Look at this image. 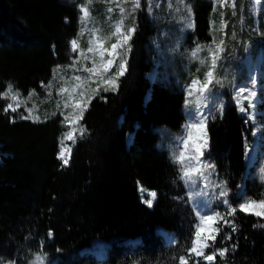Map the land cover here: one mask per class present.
I'll return each mask as SVG.
<instances>
[{"label": "trees", "instance_id": "16d2710c", "mask_svg": "<svg viewBox=\"0 0 264 264\" xmlns=\"http://www.w3.org/2000/svg\"><path fill=\"white\" fill-rule=\"evenodd\" d=\"M190 2L194 17L190 34L207 41L212 3ZM236 5L241 24L252 20L249 0H236ZM145 13L144 9L135 13L127 71L119 77L118 87L96 94L87 104L79 121L85 131L71 144L68 166L62 167L57 159L64 132L61 117L36 123L22 120L11 112L5 114L8 99H0V257L4 261L28 264L40 252L49 264H179V255L187 256L198 219L179 166L157 146L156 132L161 126L179 131L186 119L184 93L175 85L148 80L156 24ZM79 15L76 5L64 0H0V92L8 82L21 95L39 90L55 66L69 63ZM244 36L238 25L237 53L242 52ZM224 103L222 114L207 121L209 140L203 157L215 165L218 179L227 181L232 206L239 204L238 193L264 199V183L244 168L250 125L231 96ZM139 187L157 193L152 207L139 199ZM228 220L234 221L237 231L222 223L215 245L205 254L227 247L225 258L217 256L215 264H264V227L260 226L264 218L237 211ZM157 227L172 233L175 242L167 245ZM228 235L231 240L224 239ZM93 239L108 244L104 260L86 251ZM130 240L137 242L127 243ZM196 259L192 257L189 264Z\"/></svg>", "mask_w": 264, "mask_h": 264}, {"label": "rangeland", "instance_id": "374dc122", "mask_svg": "<svg viewBox=\"0 0 264 264\" xmlns=\"http://www.w3.org/2000/svg\"><path fill=\"white\" fill-rule=\"evenodd\" d=\"M70 4H75L80 12V6H87L89 8L90 17L87 24H84L80 20V27L78 34L81 29H84V35L79 36L77 34L76 39H78L79 48L76 52H73L71 60L65 65H59L60 70L54 74V70L57 68L55 66L51 71L52 75L48 83H43V85H48L51 82V88L40 86L39 90H35L31 98H28V94L21 95V99L25 102L21 104L16 114L28 115L26 108L33 109L34 115L39 117V121H44L52 116H59L63 121V115L73 112V109L69 107L65 109L63 107L65 100L68 99V93L62 95H57V90L60 87H67L69 91L72 90L74 85L77 83L73 79L75 76H80L82 78H87L88 73L83 71L84 67H91L92 60L96 59L99 63L98 48L96 41H93V48L95 51L89 53L87 52L88 41L92 39V30H97L96 34L98 37L104 38L105 46L110 48L112 43H115L117 37L111 36V32L114 31L115 23L121 18L119 8L116 4L120 0H64ZM212 3V10L210 16V39L207 41H200L191 36V32L194 31V17L193 8L190 0H184V4L179 3V0H141V7L135 11L145 10V14L148 15L150 19L155 22V33L150 39L153 49V54L151 58L152 68L149 73H147L148 80L151 83L155 81L161 84L175 85L181 89L180 91L184 93V99L187 96V86L191 81L195 79L203 80L204 73L209 70L211 65V52H216L219 57L216 63L215 78L225 81L223 87L217 85L215 87V92L217 93L214 100L209 101L208 107L202 109L205 114H209V108L211 109L210 117L221 114L218 109L221 104L224 106V102L227 101L228 96H231L233 103L236 104L234 100L235 88L236 86L247 85L251 87V78H255L257 81V97L255 98L256 107L255 109L249 108L246 112H240L236 104L237 110L240 116H243L246 122L250 125L251 129V139L246 143L245 153L248 152L249 157L245 155V169L246 174L250 176L257 177L258 181L264 183L261 179V169L264 168V0H249V12L252 16V20L241 24L238 17V10L236 5V0H226V4L221 6L220 0H209ZM171 4V7L169 5ZM151 5V10L149 6ZM157 5H159L157 7ZM191 7V15L189 16L187 11V6ZM235 5V7H233ZM123 6L130 12L131 11V0H123ZM112 7L114 11L110 14L107 9ZM134 19L136 21V14ZM81 16V13L79 17ZM132 16H129L125 20V26L131 25ZM240 22V23H239ZM188 24H192V27H188ZM225 26L222 27L221 25ZM238 25L245 33V43L241 53H237V42L239 40L238 36ZM136 27V24H135ZM134 34V33H133ZM133 36V35H132ZM223 41V44H221ZM130 46V41L128 42ZM200 47V51L196 58H194L191 53L193 50ZM81 52L88 57L87 60L81 55ZM126 52V59L129 53L128 48L121 50V56L117 57L116 62L110 69L107 76L111 77L118 70V63L121 58H123V53ZM105 58H107L105 56ZM73 60L78 62L74 67H69L72 65ZM205 63H201V61ZM95 79V78H94ZM85 86L83 89H78L85 92V97H79L77 93H73V98L77 100H86L87 96H95L96 94H101L106 92L104 84H100L97 88V83L91 81H84ZM118 83V81H117ZM96 89V91H93ZM108 91H111L108 90ZM51 93V95H49ZM149 93H147V96ZM195 95L193 96V99ZM90 100L87 101V104ZM10 101L8 100V103ZM245 107H247V101L244 102ZM59 105V107H58ZM78 109L76 113L78 114ZM195 113V106L192 109H186L185 100L183 103V113L185 115V121L182 124L179 131L176 133L170 132L164 126L157 127L156 132L159 134V142L157 146L164 148L168 151L170 158H172L173 152L177 148V141L179 138L186 136L185 126L193 122L197 117L195 115H189V112ZM11 112V111H10ZM56 113L53 115V113ZM12 113V112H11ZM253 116V119H249V116ZM32 121L31 119H29ZM79 128L80 125L78 124ZM68 128L64 125V132ZM253 133H256L253 135ZM199 132L193 130L192 139L189 142V149L186 155L192 153V145L197 140ZM80 134L76 133V138ZM130 138V135L127 137ZM71 147V142H66ZM182 147V146H181ZM208 147L205 149L204 153L207 151ZM178 155V152H177ZM203 160L204 157L202 158ZM205 161L210 162L208 159ZM62 163V162H61ZM179 166L180 164L176 163ZM180 171V170H179ZM181 172V171H180ZM189 201L194 207H202L205 212L218 211L226 216V207L221 202V200L209 199L213 193L212 184L206 188L205 184L209 181L213 183H219L221 180L218 179L216 171L211 173L208 181L197 180L196 184L189 185L184 180ZM140 189V187H139ZM150 191V190H149ZM216 192L219 190L216 189ZM207 192L208 195L205 196L204 193ZM144 199H148L147 192L143 194ZM139 199H141V192L139 190ZM246 199L247 197H243ZM207 202V203H206ZM241 200L239 201V203ZM144 203V202H143ZM145 204V203H144ZM147 206V204H145ZM194 210V209H193ZM255 211H260L259 208H255ZM196 213V212H195ZM197 216V215H196ZM228 219V217H226ZM264 218V217H262ZM198 219V217H197ZM199 223V219L197 224ZM225 224L224 221H219L214 224L213 227L219 228L221 224ZM208 232V227L204 226L202 228V235H206ZM172 233H167L164 241L167 245L170 243V238H174ZM92 245L89 250L96 254L97 256H102L100 260L105 259V252L107 243L93 239ZM137 242L136 240L127 241V243ZM84 251V250H83ZM88 251V250H86ZM8 261L3 260V264H7ZM46 264H49L46 261ZM53 264V263H51Z\"/></svg>", "mask_w": 264, "mask_h": 264}, {"label": "snow or ice", "instance_id": "6c2138e0", "mask_svg": "<svg viewBox=\"0 0 264 264\" xmlns=\"http://www.w3.org/2000/svg\"><path fill=\"white\" fill-rule=\"evenodd\" d=\"M110 2V0H109ZM259 2V0H257ZM88 3H91V0H88ZM179 3L184 4V0H179ZM221 6L226 4V0H220ZM159 5H157L158 7ZM116 7L119 8V12L121 14V18L115 23L114 31L111 32V36L117 37L115 43L111 44V47L108 48L105 46L104 38L98 37L96 34L97 30H92L91 36L92 39L88 41V48L87 52L91 53L96 49L93 48V41H96L97 48H98V56H99V63H97L96 59L92 60L91 67H84L83 71L88 73L87 78H82L80 76H75L73 79L77 81L71 91L67 87H60L57 90V95H62L64 93H68V99L65 100L63 107L68 109L71 107L73 109L72 113L64 114L63 112V121L62 124L66 125L68 130L62 133V136L59 139V152L57 153V159L62 162V167H66L69 164L70 156H71V147L66 142H71L75 144L76 142V133L78 132L81 136L84 134L85 129L82 127H77L79 121L83 118V113L87 108V101L91 100V96H87L86 100H77L73 98V93H77L78 89H83L85 86L84 81H91L93 83H97V88L100 84H104L106 87L104 88L105 91L108 90H116L118 87L117 81L119 77L123 76L127 71V59H126V52L123 53V58L119 60L118 63V70L117 72L112 75L111 77L107 76L110 69L113 67L114 63L117 60V57L121 56V50L124 48H128L130 51V46L128 45L129 40L131 39L133 33L135 32V19L134 13L137 9L141 7V0H131V11L129 12L125 6H123V0H120L116 4ZM171 7V4L169 5ZM235 7V5H233ZM151 10V5L149 6ZM114 9L109 7L107 9L108 13H112ZM187 11L189 16L191 15V7L190 5L187 6ZM80 20L82 23L87 24L90 17L89 8L87 6H80ZM132 16L131 25L125 26V20ZM67 21V18H66ZM192 24H188V27H192ZM222 27L225 25L222 24ZM79 36L84 35V29L82 28ZM223 44V41H221ZM71 50L72 52H76L79 48L78 39L74 38L70 41ZM200 47L198 46L197 49L193 50L191 55L196 58L198 52L200 51ZM81 55L84 56V59L87 60L88 57L81 52ZM105 56L107 58H105ZM211 65L209 70L204 73V79H193L191 83L187 86V96L185 98V107L186 109H192V106H195V113L189 112V115H195L197 119L193 122L188 123L185 126L186 136L181 137L177 141V148L172 154V160L174 163L180 164V171H181V179L184 180L187 184L193 185L196 184L197 180H205L208 181L209 176L211 173L215 172V165L211 162L203 160L204 151L208 147V140H207V131H206V124L208 119L210 118L211 109L209 108V114H205L202 109L207 108L209 101L214 100L216 98L217 93L215 92V87L217 85L223 87L225 81L219 80L215 78V69L216 63L218 60V56L216 52H211ZM78 61L73 60L72 65L69 67H74ZM201 63H205V61H201ZM60 70V66L58 65L57 68L54 70V74ZM95 78V79H94ZM251 87L249 88L247 85L243 86H236L235 88V95L234 100L239 108L240 112H246L249 108L255 109L256 103L255 98L257 97V81L255 78H251ZM44 87L51 88V82L48 85H43ZM35 90H31L28 93V98L30 99L31 96L34 94ZM96 91V89H93ZM79 97H85V92L80 90L78 93ZM51 95V93H49ZM195 98L193 99V96ZM8 99L10 102L3 108V112L8 114L10 111L12 113H17V110L25 101L21 99V93L19 89L14 90V85L11 82L7 83L6 89L3 92H0V99ZM247 101V107H245L244 102ZM59 107V105H58ZM33 108H26L28 115L19 114V118L22 120H29L31 119L33 123L40 122L39 117L34 115ZM78 114L76 113V110ZM218 111L222 114L223 112V105L221 104ZM56 113L54 112L53 115ZM214 118V117H212ZM253 116H249V119H253ZM11 123H15V118H10ZM193 130L200 132V136L197 137V142L192 145V153L186 155L189 149V142L192 139ZM256 133H253L255 135ZM182 146V147H181ZM178 152V155H177ZM246 157L253 159L249 156V153H245ZM261 179L264 180V168L261 169ZM139 185V181L137 182ZM209 184H212L213 187V195L209 197V199H216L221 200V202L226 207V216L218 211L213 212H205L202 207H194V211L199 219V223L195 225V231L193 233V238L191 240V246L187 248V256L184 254L179 255V264H189V260L192 257L197 258L193 264H200L199 258H202L204 261L208 262V264H215L216 257L219 256L221 259H224L226 253L229 251L227 247L216 249L214 252L210 254H205V249L211 248L215 245L217 235L220 232L219 228L213 227L214 224L218 223L219 221H224L225 224L232 225V232L234 233L237 231L235 227L234 221L228 220L226 217H234L237 211L245 214L255 215L257 217H264V199L256 200L252 198L244 199L242 197V193H238L236 199H240L241 202L236 205L232 206V203L229 199V192L230 189L228 188L227 181H220L219 183H213L209 181V183L205 184L207 188ZM218 189L219 191L216 192L215 190ZM141 192V199L148 207H152L153 201L156 199L157 193L155 191H149L143 187H140ZM147 192L148 199H144L143 194ZM205 196L208 195L207 192L204 193ZM207 203V202H206ZM255 208H259L260 211H255ZM204 226L208 227V232L206 235H202V228ZM264 227V225H260ZM48 236H52V232L49 231ZM224 239L231 240L232 236L228 235L224 237ZM174 242V238H170V243ZM211 242V243H209ZM235 248V246H233ZM59 251V250H58ZM0 264H3V258L0 257ZM7 264H17L15 260H9ZM28 264H46V257L42 252L36 253L34 259L28 261Z\"/></svg>", "mask_w": 264, "mask_h": 264}, {"label": "bare ground", "instance_id": "6f19581e", "mask_svg": "<svg viewBox=\"0 0 264 264\" xmlns=\"http://www.w3.org/2000/svg\"><path fill=\"white\" fill-rule=\"evenodd\" d=\"M204 113H205V111H203ZM201 134H200V132H199V134H198V137L200 136ZM207 140H208V138H207ZM197 142V140L194 142V143H196ZM193 143V144H194ZM156 232H157V234H160L161 235V238H163V237H165L166 235H167V232L166 231H164V230H162V229H160V228H158L157 227V229H156ZM164 239V238H163ZM174 242H175V238H174ZM173 242V243H174ZM97 256V255H96ZM99 258H102V256H98Z\"/></svg>", "mask_w": 264, "mask_h": 264}, {"label": "water", "instance_id": "95a60500", "mask_svg": "<svg viewBox=\"0 0 264 264\" xmlns=\"http://www.w3.org/2000/svg\"><path fill=\"white\" fill-rule=\"evenodd\" d=\"M146 98H148V96H147ZM132 135H133V133L130 134V139L132 138ZM207 138H208V135H207ZM130 139H128V142L130 141ZM208 140H209V139H208ZM242 186H243V185H241V188H242Z\"/></svg>", "mask_w": 264, "mask_h": 264}]
</instances>
